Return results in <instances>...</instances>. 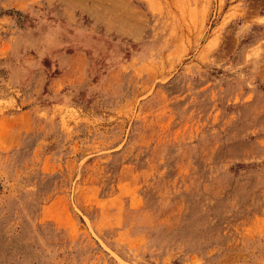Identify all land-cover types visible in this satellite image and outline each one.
<instances>
[{
  "label": "rangeland",
  "instance_id": "374dc122",
  "mask_svg": "<svg viewBox=\"0 0 264 264\" xmlns=\"http://www.w3.org/2000/svg\"><path fill=\"white\" fill-rule=\"evenodd\" d=\"M0 264H264V0H0Z\"/></svg>",
  "mask_w": 264,
  "mask_h": 264
}]
</instances>
